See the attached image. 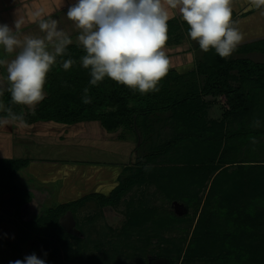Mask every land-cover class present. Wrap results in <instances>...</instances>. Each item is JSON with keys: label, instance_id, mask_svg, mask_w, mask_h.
Masks as SVG:
<instances>
[{"label": "trees", "instance_id": "trees-1", "mask_svg": "<svg viewBox=\"0 0 264 264\" xmlns=\"http://www.w3.org/2000/svg\"><path fill=\"white\" fill-rule=\"evenodd\" d=\"M188 30V25L182 19L168 20V38L171 41L167 40L166 45L168 47L180 45L189 36ZM77 37L78 34L69 37L73 41L72 44L67 46L62 57L57 58V63L53 65L51 72L48 73L47 79L50 80L45 83L46 98L39 103L36 109L27 111L24 105L13 104L9 92L4 96H0V103L5 102L6 108L10 107L15 114L23 116V122H14L28 125L50 122L73 125L97 121L108 133L117 135L115 141L137 143L136 138H134L136 129H139L142 135L146 136L151 131V126H146V124L152 121L155 114L171 113V117L175 121L190 120L196 114L204 113L196 112L197 110L202 111L206 107L201 102L203 95L214 97L221 93L227 95L231 108L237 112H224L223 119L220 122L224 123L233 116L234 120L241 121L242 135H249L250 133L246 131L247 125L244 123V120L248 117L256 119L258 123L264 122V112H248L252 106L249 101H252L257 111L264 110V63L255 62L246 57V54L252 52H262L264 54V50L259 51L256 49L257 44L261 41L237 48L236 52L243 54L242 57L237 58H222L214 49L203 52L202 56H198L199 51H197L193 54L194 65L192 68L185 70L184 68L171 67L166 77L159 82L157 86L159 91L140 94L138 91H133L107 77L97 85H91L90 70L85 69L80 60L86 53L82 45L75 40ZM67 59H72L75 63L68 70H64L62 63ZM233 71L237 74H233ZM199 77H204L202 88H200L198 81ZM236 81L239 82V85L233 87L231 83ZM63 85L66 86L65 91H63ZM246 87L253 89L252 96L243 93V89L244 91L247 90ZM85 88H88L87 95L91 98V103L88 104H85L82 99ZM5 116L6 113L0 111V118ZM197 119L193 118L195 124ZM129 135L132 137H129ZM178 136L175 137L174 142L161 148V151L168 159L171 149H174V153L171 154L174 156L173 158L179 157L181 161L186 163L183 166L184 175H180L179 168L170 169L169 175L176 173L182 180L190 181L189 175L191 174L193 182H199L197 187H200L202 183L195 176V172L200 171L199 166L196 167L191 162L192 159L194 160V156L198 157V153L196 149L194 151V147L189 144V141L181 140ZM134 151H137V147ZM143 161L145 160L138 161L136 159L134 162L122 165L120 177L117 179V181L119 180V186L111 193L112 195L117 192L120 197L137 183L146 181L148 173L151 171L148 167V170L145 171L144 163L146 161ZM28 164L29 161L23 159H0V196L10 194L11 197L8 200L16 203L15 208H20L31 200L30 194L14 185L16 173ZM185 167H187V172ZM246 167L250 168L249 170L254 173L253 177L256 178L253 180L248 174L243 175V171L238 174L240 175L238 178L233 177L235 182L232 187L230 175L225 172H217V167L214 169L207 168L210 175L217 172L211 180L208 191L207 218H203V216L199 219L186 248L187 236L180 240H169L171 246L173 243V250L169 248V251L165 254L168 256L170 251L174 253L175 255H172L174 262L181 259V264H255L256 260L264 259V212L260 213L258 218L249 219L241 211L235 213L234 209V204L239 205V199L243 201V197L244 203H246V205L243 203L244 206L248 207L249 211L252 209L255 213L257 203L264 199V162L247 165ZM151 169L152 172L160 171L156 168ZM192 171L194 172L192 173ZM163 178L165 177L160 178L155 175L154 180L162 186L160 183L164 180ZM163 183L165 185L162 191L165 193L167 191L176 192L175 188L178 182L173 180L170 184H166V181ZM193 184L188 185L189 189H194V192L197 193ZM99 195L103 196L101 193H93L73 202L53 206L46 209L44 214L34 221L38 232L44 236H49V238H44L46 241L43 243L46 259L52 261L58 253V240L55 241L54 239L60 237L61 230L57 232L59 236L52 233L51 230L55 227H57L56 230L60 228L56 226L60 218L68 211L75 210L87 201L86 199L93 197L99 199ZM220 195H222L221 198ZM227 198L228 205H224L223 202L227 201ZM214 203L224 208V213L220 211L223 214L222 217L218 215L214 217L215 213L212 212L216 211V214H219L218 210L208 209V206H212ZM138 212L137 216L141 217V221H144L147 214ZM171 215H169L171 222L176 224L177 221L174 219V215L172 213ZM164 219L159 221L163 223L157 224L159 231L164 224ZM151 230L153 231L152 226ZM139 242L140 239L133 242L129 236H125L124 243L127 246ZM67 244L65 249L67 256L85 258L79 251L72 250L70 247L67 248ZM137 248L140 249L141 246Z\"/></svg>", "mask_w": 264, "mask_h": 264}, {"label": "rangeland", "instance_id": "rangeland-1", "mask_svg": "<svg viewBox=\"0 0 264 264\" xmlns=\"http://www.w3.org/2000/svg\"><path fill=\"white\" fill-rule=\"evenodd\" d=\"M44 6L48 5L45 4ZM59 6L63 7V5ZM251 7L255 8L253 4ZM56 9L57 7L55 5H51L43 14ZM256 27L257 24H255ZM75 40L78 41L77 38ZM168 41L171 40L168 38ZM256 49L259 51L264 50V40H261L257 44ZM203 52L199 48L198 56H202ZM242 56L243 54H239L234 50L227 58ZM246 57L251 58L255 62L264 63V54L262 52H252L251 54H246ZM58 74L63 75L61 73ZM233 74L236 75L237 72L233 71ZM49 80L46 79V83ZM198 81L200 88H202L204 77H199ZM231 84L233 87H236L239 85V82L236 81ZM65 87V85L62 86L63 91H65ZM246 89L248 91L245 90V92L243 89V93L252 96L253 89H249V87H246ZM201 102L206 107L202 111H196L204 112L202 114H196L193 117L194 119H199H197L196 124L193 118H190V120L175 121L171 117V113H158L152 117L150 123L148 122L146 124V126H151V131L146 136H143L140 130L136 129V136L134 138H136L137 143L135 142V147L127 151L131 153L137 147L136 159L138 161H141V159L146 161H143L145 162L144 165L151 171L148 173L146 181L144 183H137L120 197L117 192L115 195L111 194L119 186V180L115 182L108 181L107 185L103 188L104 193L100 192L103 196L99 195V199L95 197L86 199L87 201L78 207L76 206L77 208L75 210L68 211L63 215L56 225L60 228L56 230L57 227H55L51 230L52 233L56 234L58 230H61V233H59L60 237L54 239L55 241L58 240V253L52 261L45 258V249L43 247V243L46 241L44 238H49V236L40 234L35 225L36 222H34L44 214L45 209L39 211V208H35L32 205V211L30 210L29 213L23 212L21 207L15 208L16 203L8 200L11 197L10 194L0 196V264H14L17 260L24 261L25 257L32 254L44 260L45 264H181V259L174 262L172 255L175 254L171 253V251L168 256L165 254L169 251V248L173 250V243L171 246L169 240H180L187 236L185 248L187 247L199 219L203 216V218H207L206 206L208 204V191L215 174L220 171L230 175L232 187L235 182L233 177L238 178L240 176L238 174H241L243 171V175L248 174L253 180L256 178L253 177L254 173L249 170L250 168L246 167L247 165L264 162V122L257 124L256 119H250L247 116L248 118L244 120V123L247 125L246 131L250 133L249 135H242L241 121L234 120L233 116L228 118L224 123L220 122L223 119L224 112H237L231 108L225 93L214 97L203 95ZM249 102L252 106L248 112H264V110L257 111L252 101ZM25 108H27V111L34 110L28 106H25ZM47 124V126L42 127L43 129L40 130L38 128L35 131L39 134L42 133L41 135L45 137L51 135L49 132H54L53 134L56 136L63 135V140L67 138L68 143L73 144L65 148L63 153L57 155V158L60 160L69 162L90 158L94 161L97 158L99 160H110L108 157L100 159L99 154L92 151V146H98L102 143H106L107 145L105 146L109 147V150L118 151L115 149L117 147L116 141L113 144H108L111 141H105L115 140L117 135L108 133L100 122L91 121L73 125L51 122ZM177 135H179L178 137L181 140L189 141V144L193 145L194 151L196 149L198 153V157L194 156V160L192 159L191 162L196 167L199 166L200 171L195 172L196 179L202 183L200 187L198 186L199 188L197 187L199 182H193V178L190 176L191 174L189 175L190 181L182 180L176 173L169 175L170 169L178 168L180 170L179 173H181L180 175H184L183 166L186 163L181 161L179 157L173 158L174 156L171 154L174 153V149H171L168 159L167 157L165 158L161 151V148H164L166 144L174 142ZM129 137L132 136L129 135ZM36 138L39 139V136H36ZM75 145L83 147L82 150L78 146L77 148L71 147ZM60 146L66 145L61 144ZM35 150H37L36 147H34ZM61 150L63 149L61 148ZM16 151H20V148H16L15 155H17ZM37 153L36 151L34 154ZM113 158L111 162L113 160L127 164L129 162L126 157H123L121 160H118L117 157ZM215 167L218 168L217 172L210 175L208 169H214ZM151 168H156L160 171L152 172ZM30 171L31 173H35L33 169ZM185 171H188L187 167H185ZM110 173L112 174V171ZM154 174L160 178L162 176L165 177L160 183L162 186L156 183ZM18 176H20V179H23L24 183H18L16 179ZM173 180L178 182L175 188L176 192L167 191L165 193L162 191L165 185L163 182L166 181V184H170ZM30 181L31 179L29 177L27 178L18 172L14 178V185L18 188L22 185L20 189L24 191L23 187H25L27 182L30 185ZM184 181H186L185 184ZM193 183L196 184L194 185ZM28 184L26 186H29ZM190 184L196 187L197 193L194 192V189H189L188 185ZM100 193L96 192V194ZM219 197L221 198L222 195ZM242 199L243 201L239 199V205L234 204L235 213L241 211L245 217L254 219L255 217L258 218L260 216L259 214L264 212V199H261L257 203L255 213L252 209L249 211L247 209L248 207L246 208L244 206L246 203H244L243 197ZM223 204L228 205V198ZM46 205V208L52 207L50 203ZM217 206L218 204L214 203L212 206H208V209L212 208L224 213V208L221 205ZM138 211L147 214L144 221H141V217L137 216ZM171 213L177 221L176 224L171 222L169 218ZM212 213H215L214 217L217 215L222 217L223 215L221 212L216 214V211ZM162 219H164V224L160 227L159 231L157 224L163 223L159 222ZM151 226L153 231L151 230ZM147 228L148 230H146ZM127 235L133 242L135 240L137 241V239L139 241L140 239V244L137 243L127 246L124 243L125 236L128 237ZM63 243L65 244L64 246ZM66 243H68L67 248L70 247L72 250L79 251L85 258L82 259L81 256H67L65 250ZM138 246H141V248L138 249ZM255 264H264V259L260 258L256 260Z\"/></svg>", "mask_w": 264, "mask_h": 264}, {"label": "clouds", "instance_id": "clouds-1", "mask_svg": "<svg viewBox=\"0 0 264 264\" xmlns=\"http://www.w3.org/2000/svg\"><path fill=\"white\" fill-rule=\"evenodd\" d=\"M251 3L256 8L264 6V0ZM169 8L179 10L188 25L189 37L204 52L214 49L225 58L243 39L232 19V0H76L68 7L66 17L79 30L77 39L86 53L80 60L90 70V84L95 86L107 77L140 94L159 91V82L172 67L164 50ZM21 25V20H15L13 30L0 24V47L5 53L0 57V66L6 68V90L12 103L34 109L45 98L47 74L73 41L58 28L56 20H41L43 38L27 36L21 40ZM13 53L14 58L8 59ZM74 63L67 59L62 67L68 70ZM87 93L85 88L82 97L85 104L91 103ZM0 111L6 113L0 118V126L23 122L22 115L3 103ZM14 264H45V261L32 254Z\"/></svg>", "mask_w": 264, "mask_h": 264}, {"label": "crops", "instance_id": "crops-1", "mask_svg": "<svg viewBox=\"0 0 264 264\" xmlns=\"http://www.w3.org/2000/svg\"><path fill=\"white\" fill-rule=\"evenodd\" d=\"M75 2L76 0H0V24H7L14 30V21L21 20L19 38L23 40L27 36L43 38L45 33L39 27L41 20H56L58 28L68 37H71L77 35L79 30L72 21L67 19L66 12L68 7ZM45 4L48 6H44ZM51 5H55L57 9L43 14ZM59 5H63V7ZM251 5V0H232L234 26L238 28L243 36L236 49L252 42L264 40V6L252 8ZM168 11L169 20L174 18L182 19L178 9L169 8ZM255 24H257L256 28ZM236 49L235 52L237 51ZM164 50L166 55L169 56L172 67L187 70L194 65L193 54L199 51V45L198 42L191 40L187 36L180 45L172 47L165 45ZM4 56L5 53L0 47V57ZM14 56L15 53L7 56V58L12 59ZM6 75V68L0 66V88L3 89V94L0 96L8 92L6 90ZM1 103L4 104L5 102ZM47 125V123L28 125L13 121L9 125L0 126V159H23L29 161V164L19 171L20 174L31 179V184L29 185L27 182L25 187H23L24 191L30 194L31 197V200L26 203L27 205L24 204L25 206L21 207L23 212L29 213L30 210L32 211V205L35 208H39V211L46 210L51 208H46L48 203L53 207L96 192L104 193L103 188L107 185V182L117 181L122 171V165L127 164L115 162L114 160L111 162L112 158L117 157L118 160H121L126 157L129 160L128 163L134 162L136 159V151L133 150L131 153L127 151L135 147L134 142L116 141L117 147L115 149L118 151L109 150V147L105 146L107 145L106 143L92 146V151L98 153L100 159L108 157L110 160H99L98 158L96 161L91 160V158L75 162L60 160L57 155L63 153L65 148L73 144L68 143L67 138L63 140V135L56 136L53 134L54 132H49L51 135L45 137L41 135L42 133L39 134L35 131V129L40 128L41 130L43 126ZM36 136H39V139H35ZM105 141H111L108 144L115 142V140ZM61 144L66 146H60ZM77 146L71 147L77 148ZM17 147L20 148V151H16L18 156L15 155ZM34 147L37 150L34 151ZM78 148L82 150L83 147L78 146ZM36 151L38 153L34 154ZM32 169L35 170V173H31L30 170ZM110 171H112V174ZM107 172L109 173L107 174ZM16 179L19 184L24 183L20 176ZM27 184L29 186H26ZM21 187L22 185H20ZM72 196L74 197L70 198Z\"/></svg>", "mask_w": 264, "mask_h": 264}]
</instances>
